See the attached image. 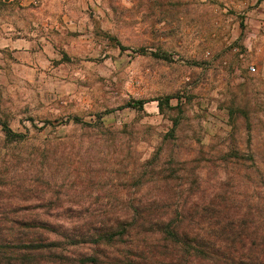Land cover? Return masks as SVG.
<instances>
[{
	"label": "rangeland",
	"instance_id": "374dc122",
	"mask_svg": "<svg viewBox=\"0 0 264 264\" xmlns=\"http://www.w3.org/2000/svg\"><path fill=\"white\" fill-rule=\"evenodd\" d=\"M254 8L0 0V223L158 205L193 238L250 236L236 264L263 258L264 56L234 53Z\"/></svg>",
	"mask_w": 264,
	"mask_h": 264
},
{
	"label": "trees",
	"instance_id": "16d2710c",
	"mask_svg": "<svg viewBox=\"0 0 264 264\" xmlns=\"http://www.w3.org/2000/svg\"><path fill=\"white\" fill-rule=\"evenodd\" d=\"M145 105L139 101L132 107L142 110ZM2 132L7 143L23 138L7 126ZM164 210L129 204L112 219L90 214L63 222L3 221L0 264H236L252 240L248 235L226 234V226L232 227L228 223H217L216 235L193 238L191 229L199 230L200 221H186L179 214L174 218ZM256 247L264 255V240ZM247 264H264V256Z\"/></svg>",
	"mask_w": 264,
	"mask_h": 264
},
{
	"label": "crops",
	"instance_id": "0c3cea01",
	"mask_svg": "<svg viewBox=\"0 0 264 264\" xmlns=\"http://www.w3.org/2000/svg\"><path fill=\"white\" fill-rule=\"evenodd\" d=\"M255 8L248 13L249 31L245 34L244 39L240 43L239 55L244 59L253 49L260 52V56H264V0L257 3L253 0ZM257 53V54H258ZM252 64V63H251Z\"/></svg>",
	"mask_w": 264,
	"mask_h": 264
},
{
	"label": "built area",
	"instance_id": "2783aa9c",
	"mask_svg": "<svg viewBox=\"0 0 264 264\" xmlns=\"http://www.w3.org/2000/svg\"><path fill=\"white\" fill-rule=\"evenodd\" d=\"M234 53L239 54V49H234ZM248 70L251 74H255L257 72V69L254 64H251Z\"/></svg>",
	"mask_w": 264,
	"mask_h": 264
}]
</instances>
